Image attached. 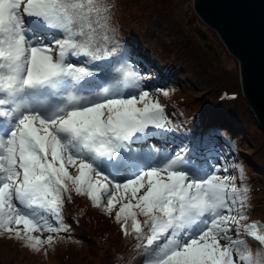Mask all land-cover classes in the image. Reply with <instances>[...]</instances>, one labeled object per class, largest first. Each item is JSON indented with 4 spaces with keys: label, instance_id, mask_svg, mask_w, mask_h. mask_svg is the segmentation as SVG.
<instances>
[{
    "label": "snow or ice",
    "instance_id": "obj_1",
    "mask_svg": "<svg viewBox=\"0 0 264 264\" xmlns=\"http://www.w3.org/2000/svg\"><path fill=\"white\" fill-rule=\"evenodd\" d=\"M114 8L0 0V234L46 255L74 192L114 215L143 264H264L243 168L209 166L204 138L168 135L180 126L158 97L172 90L129 62Z\"/></svg>",
    "mask_w": 264,
    "mask_h": 264
},
{
    "label": "trees",
    "instance_id": "obj_2",
    "mask_svg": "<svg viewBox=\"0 0 264 264\" xmlns=\"http://www.w3.org/2000/svg\"><path fill=\"white\" fill-rule=\"evenodd\" d=\"M112 2L115 4L113 23L117 30L120 46L127 51L130 63H138V70L153 77L150 85L171 89V92L176 89L177 85L180 87L191 85V91L188 94L185 93V96L189 95L193 104L189 103L187 110L183 107L184 104L180 103L181 98L167 102L173 94L170 93L167 98L161 95L167 103L160 99L161 104L172 107L171 109H168L167 106L165 108L166 113L170 115L168 118L180 126L177 132L168 135L176 137L177 140L182 137L204 138L207 142L201 147L202 155L208 153L211 149V146L210 148L208 146L215 142L222 155L223 164L228 165L230 171L234 170V175L239 177V171L234 169L233 165L243 168L246 178L244 182L251 191L249 182L254 174L248 168L246 159H249L253 168L258 170L260 176H257V179H260L261 176L264 178V133L255 124L248 104L241 96L237 73L220 68V64L215 61L212 54L201 46L198 33L189 31L188 26L183 22L176 3L183 4L184 0H112ZM148 37L152 39L151 44H148ZM221 47L226 53L224 46L221 45ZM213 69L217 70L218 74L213 75V79L211 77L208 79L207 76L214 74ZM231 79L232 82H230ZM197 90H200L198 95L196 94ZM207 91L210 92V95L204 96ZM208 95L211 97H207ZM220 104L225 107L221 113L223 123L210 115L211 108L219 107ZM243 148L248 149V152L242 158L239 151ZM237 180L239 183V179ZM252 188L255 190L254 187ZM76 198L79 199V202L85 199L89 203V208L102 212L100 209L92 207L86 197L71 193V201L69 202L66 196L63 208V218L69 225V229L66 233H61L60 236L78 235L81 225H88L93 220L95 221L91 215H88L86 209H83L82 217H77L73 203L77 200ZM250 208L253 210L251 205ZM253 215L255 216H250L246 223L250 221L264 222L262 216ZM84 216L88 218V222L85 221ZM72 217L78 224L74 225L68 221ZM108 222L112 224V228H116L114 215L110 216ZM95 228L100 235L111 231L110 228L104 229L100 223L95 224ZM116 230L118 236H108L106 240L100 242L104 246L101 252L98 249L99 244L92 243V245L97 244L98 246L96 247V258L101 264H143V256L135 248V239L131 236H122L118 226ZM2 237L8 238V234H0V239ZM243 239L251 245L255 254L258 248L257 243L246 235L243 236ZM93 247L95 248V246ZM21 249L17 247L14 249L16 251L14 256H6L9 261H6L5 258L2 259L0 255V264H21L23 261L29 263L27 257L18 258L20 254L26 255Z\"/></svg>",
    "mask_w": 264,
    "mask_h": 264
},
{
    "label": "rangeland",
    "instance_id": "obj_3",
    "mask_svg": "<svg viewBox=\"0 0 264 264\" xmlns=\"http://www.w3.org/2000/svg\"><path fill=\"white\" fill-rule=\"evenodd\" d=\"M176 6L178 8V13L180 15H182V19L184 20L183 22H185V25L188 26V30L189 31H193L194 33H197V30L200 29L201 31H203L206 36L209 38V40H203L200 37L201 40V46L205 49H207L213 56V58L215 59V61L220 64V68H225L229 71H232V73H237L238 76V86H239V90L241 92V96L242 95V91H241V86H240V80H239V70H238V63L237 60L231 56L227 50L226 53L223 51L221 45H223L221 43V41L219 40L217 34L208 26H206L194 13V9H193V1L192 0H184L183 4L182 3H176ZM212 31V32H210ZM148 39V44H151L152 39H150L149 37ZM153 47H155L154 44H152ZM225 48V47H224ZM134 65L137 67L138 63L134 62ZM218 71H220L218 69ZM213 73L211 74V76H207L208 79L209 77H211L212 79L214 78V76H216L218 74L217 70L213 69ZM206 75V73H205ZM214 75V76H213ZM204 76V75H202ZM232 82V79L231 81ZM191 85H187L184 86L182 85L181 87L179 85L176 86V89L173 90V92H171L172 98H170V100H167V102L170 101H174L175 98H181L180 99V103L184 104L183 107L187 109H189L188 104L191 103L193 104L190 99H189V95L185 96V93H189L191 90ZM193 88V87H192ZM200 90H197V95L199 94ZM207 94L210 95V92L207 91L204 96H206ZM207 96V97H211V96ZM202 96V97H204ZM159 100L161 99L162 101L163 98L161 96L158 97ZM244 98V97H243ZM165 102V101H164ZM166 103V102H165ZM167 104V103H166ZM168 109H171V106H168ZM249 107V106H248ZM225 107H223L221 104L219 105V107H215V108H211L212 111H210V115H213L214 118L217 119V121H219L220 123H223L222 121V117H221V113L223 112ZM250 110V108H249ZM251 111V110H250ZM252 113V111H251ZM167 116L169 115V113H166ZM170 116V115H169ZM252 117L254 120V115L252 113ZM150 143L155 144L157 147L161 146V141L154 139L152 141H150ZM213 145H209L208 147L211 149L208 153H206L205 155H203L204 157H206L207 159V164L209 166L213 165V164H217L220 166H227L226 164H223L224 161L222 160V155L220 153V151L217 149L215 142L212 143ZM171 150H175L174 148ZM240 154L242 155V158L245 156V153L248 152V149H242L241 151H239ZM238 152V153H239ZM246 163L248 165V168L250 169V171H252V173L254 174V177L251 178L249 184L251 187V191H250V205L251 207H253L249 214V218L250 216H255L253 214L262 216L264 218V178L257 179V176L259 175V172L256 168H253L252 162L249 161V159H246ZM247 168V169H248ZM248 172V171H246ZM223 175V173H221ZM229 174H235V171H230L229 169ZM250 179V178H249ZM248 179V181H249ZM238 183V180H237ZM239 184V183H238ZM255 188V190H253V188ZM77 200L73 201L74 203V210L77 213V217H82L84 210H87L88 215H91L92 219H95V221L93 220V222H91L88 225H81L82 227L80 228V233H78V235H72V237H70L69 235H62L61 238L56 240V243L49 249H47V254L45 255V249H41L40 252H33L31 250H29L28 248L22 246V242L14 240V239H9L7 237H2L0 239V255L1 258L4 259L6 261H9V258H7L6 256H14V254L16 253V251L14 250L15 248L19 247L22 248L21 250L25 252L26 255L20 254L19 257H27L29 258V263L26 261L21 262V264H101V262L96 258V247L97 244L92 245L93 242H97L99 244V251L101 252L102 248H104L103 244H101V241L106 240V238L112 237L117 235L118 236V231L117 226L120 228V226L116 223L115 225L116 228H112V224L108 222V220H110V216L105 215L103 212H100L96 209L92 210L91 208H89V203H87V201L84 199V201L79 202V199L76 198ZM72 218H69L68 221L72 224H78V222ZM85 221L88 222V218L86 216H84ZM76 221V222H75ZM101 224L104 229H109L110 228V232L108 233H104L102 235L99 234V232L96 230L95 228V224ZM76 227V226H75ZM95 229V230H93ZM113 231V232H112ZM81 237H80V235ZM87 235H89L90 237H88ZM121 235L123 236V234L121 233ZM7 238V240H5ZM95 246V248L93 247ZM101 247V248H100ZM11 252H8V251ZM98 251V252H99ZM252 251H255L254 249H252Z\"/></svg>",
    "mask_w": 264,
    "mask_h": 264
},
{
    "label": "water",
    "instance_id": "obj_4",
    "mask_svg": "<svg viewBox=\"0 0 264 264\" xmlns=\"http://www.w3.org/2000/svg\"><path fill=\"white\" fill-rule=\"evenodd\" d=\"M192 1L195 15L237 60L242 95L264 133V0Z\"/></svg>",
    "mask_w": 264,
    "mask_h": 264
}]
</instances>
